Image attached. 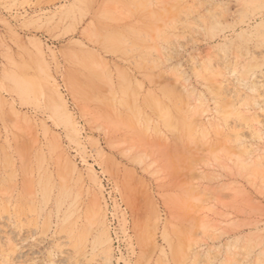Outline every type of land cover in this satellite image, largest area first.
<instances>
[{
  "label": "rangeland",
  "instance_id": "1",
  "mask_svg": "<svg viewBox=\"0 0 264 264\" xmlns=\"http://www.w3.org/2000/svg\"><path fill=\"white\" fill-rule=\"evenodd\" d=\"M0 264H264V0H0Z\"/></svg>",
  "mask_w": 264,
  "mask_h": 264
},
{
  "label": "bare ground",
  "instance_id": "2",
  "mask_svg": "<svg viewBox=\"0 0 264 264\" xmlns=\"http://www.w3.org/2000/svg\"><path fill=\"white\" fill-rule=\"evenodd\" d=\"M107 246V245H106Z\"/></svg>",
  "mask_w": 264,
  "mask_h": 264
}]
</instances>
